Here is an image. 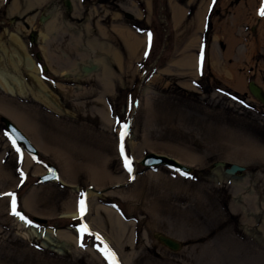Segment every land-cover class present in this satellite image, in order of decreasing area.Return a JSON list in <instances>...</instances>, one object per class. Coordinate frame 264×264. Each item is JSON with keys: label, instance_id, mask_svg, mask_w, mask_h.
I'll return each mask as SVG.
<instances>
[{"label": "rangeland", "instance_id": "obj_1", "mask_svg": "<svg viewBox=\"0 0 264 264\" xmlns=\"http://www.w3.org/2000/svg\"><path fill=\"white\" fill-rule=\"evenodd\" d=\"M69 1L68 8L63 0L41 5L37 0L20 16L9 13V4L0 5V43L4 29L21 26L18 35L28 50L41 51L39 31L53 12L79 30V41L97 38L118 56L113 59L101 48L93 54L101 66L78 80L53 74L44 57L46 83L61 109L0 89V264H112L101 251L104 244L117 264H264V104L248 90L253 79L264 90V16L259 14L264 0H218L210 13L211 43L201 73L199 54L197 68L193 60L202 49L212 0ZM43 13L50 16L40 22ZM26 16L32 19L28 25ZM58 30L48 31L46 38L50 65L59 72L91 53L62 54L61 43L64 47L75 33ZM127 31L140 37L133 53L123 41ZM52 43L60 47L51 52ZM188 56L192 65L184 67ZM102 64L110 72L108 83L98 76ZM10 111L32 125L36 136ZM2 116L20 128L38 157L11 143ZM120 143H126L123 153ZM147 152L172 157L192 170L147 169L139 163ZM216 161L245 169L226 175L215 168ZM48 162L59 179L41 183L38 175ZM61 162L65 172L69 162L68 174L62 173ZM91 162L106 171L100 183L88 176ZM13 200L33 226L51 229L59 241L63 233L76 236L75 244L66 249L44 244L17 221ZM76 200L78 217H60L74 209ZM107 206L121 224L108 220ZM33 216L45 218L46 225ZM82 226L89 232L79 241ZM155 233L178 240L181 247L168 249Z\"/></svg>", "mask_w": 264, "mask_h": 264}, {"label": "bare ground", "instance_id": "obj_2", "mask_svg": "<svg viewBox=\"0 0 264 264\" xmlns=\"http://www.w3.org/2000/svg\"><path fill=\"white\" fill-rule=\"evenodd\" d=\"M35 1H37V0H12L9 2L8 11H9V13H16L19 16L23 15V14H25V12L30 7H32V4ZM38 1H40L39 5H41V3L44 2L45 0H38ZM31 21H32V19L30 16H26L24 19V22L27 25L30 24ZM45 25H44V29H42V31L41 30L39 31V38L41 41H43V46L41 48L42 50L37 51V52L35 51V53H31L28 50L27 44H25V42L21 39V37H19L18 32L21 31V26H19L20 28L18 26H16L15 31H9L8 29L3 30V38L1 39V43H0L1 44L0 45V89L3 90L4 92L10 94L11 96H20V97L30 96L35 101L43 104L44 106H46L52 110L61 109L59 101L57 100L55 95H53L52 92L50 91V89L48 87L49 84L46 83L47 82L46 78H48V77H46V73H45V72H47V69H48L47 64H49V66L51 67V68L50 67L49 68L53 74H55L59 77H61V76H72L76 80H78L83 75L88 74L92 70H95L96 67L101 66L99 60L96 58V57H98L97 55L100 53L101 48H106L108 53H110L112 55L113 59H114V57L118 58V56L116 55V53H114L115 55H113L112 49L109 48V45H107L108 43L105 45L106 47H103L104 44L103 43L101 44V41H99L97 38L91 37V39L89 40V44H86L84 42V40L79 41L81 39L80 34H78L79 30L75 26H72L71 24H69L67 21H63V23L58 21L57 17L55 16V13H53V12H52V15L50 17L49 22H47ZM57 28L59 29L58 31H60L62 28H63V31H64V29L68 30L70 35L75 33L74 36L71 35L70 41L68 40L66 42L64 40V47H63V42L61 43L62 54L64 52V55H69L70 50H75V51L84 50L86 52L91 53L92 55L88 54V56L83 57L79 61H76L74 66L72 68H70L69 70L68 69L64 70L62 68L58 72L56 69H54L53 65L52 66L50 65L51 64V58L48 57V52L50 50L47 47L48 39L46 37L48 35L47 34L48 31H54ZM103 31H104V29L103 30L100 29L99 35L102 37H105L106 31H104V32ZM149 33H150V31L145 32V34L143 36L144 41H145V38H149ZM29 40L32 43L35 41V38L32 36V37H30ZM123 41L126 45V49L131 53L135 52L137 50L138 46L140 45V37L137 36L136 34H131L129 31L123 33ZM98 43H99V45H98ZM51 45H52V48H50V49H52L51 52L60 47L58 44H54V43H52ZM95 45L97 46V51H95L96 50ZM95 52H98L97 55H93ZM200 52H201V50L199 51V53L196 54V56L194 57V60H193L194 66H195V68H197V56L199 54V71H200ZM37 53H39L38 58L36 57ZM44 57L45 58L47 57V59H46L47 64L42 62V60L45 61ZM62 60H63V57H60V60L56 58L57 62L62 61ZM184 60L185 61L182 63V65H184V67L192 65V61H191L192 57L191 56H188ZM204 65H205V61L203 64V68H204ZM43 66L45 67L44 70L42 68ZM215 69L216 68H214V70ZM102 70L103 71H101L100 73L98 72V76L101 80H103V83H106V82L108 83L109 82L108 78H109V74H110L109 69L107 68V66L105 64H102ZM41 71L44 73L42 74ZM200 73H201V71H200ZM232 78H236V79H232L235 82L236 87L237 88L241 87L240 86V78L238 76H236V77L234 76ZM57 82H59V81L55 82L56 85L58 84ZM238 82H239V84H238ZM3 110L7 113L9 112V109L3 108ZM11 112L12 111H10V113ZM11 114H13V118H14V120L17 121L18 124L22 125V127L25 128L33 137L36 136L34 133L35 129L32 125L30 126V125H28L27 122H26L27 123L26 124L24 121H22V119H20L21 116H18V114L16 112L13 111ZM121 144L122 143H120V147H121ZM124 148H126V143H123V149ZM24 150H25V148H24ZM27 154H29L31 156L30 153L27 152ZM39 155L40 154L37 150V155L34 157L31 156V157L36 158ZM48 163H50V162H48ZM50 164H52V163H50ZM66 164H67V168L69 169V167H70L69 162ZM60 166H61V169L63 171L62 173L64 174L65 171L63 170V162H61ZM68 169L65 172L66 174H68L67 173ZM56 170H57V168H56ZM86 171L88 173L89 178L94 179V181L97 180L98 183H100L101 175L106 174V171L101 170L99 168V166H97L96 164H92V162L88 163V167H87ZM45 172H46V170H45ZM40 175H38V180H39ZM57 179H59L58 170H57V177L53 180H57ZM61 179H63L62 176H60V180ZM48 182H50V181H48ZM48 182H41V183H48ZM94 191H98V190L96 189ZM88 193H90V191H88ZM76 204H77V200L75 201L74 209L64 211L63 213L60 214V217H68V218L78 217ZM68 205L69 206L71 205L70 201L67 203L66 206H68ZM109 208L110 207H108V209H105L108 220L114 224H116V223L121 224V222L118 219V216H116L114 211H112ZM87 213H88V210H87ZM35 217L43 218L41 216H35ZM16 219L23 227H27L28 232L31 233L33 236L43 238L44 244L48 243V244H51L58 249H62V248L66 249L72 243V241L74 244L76 242V238H77L76 236L71 237L69 234H65V233L61 234L62 240H60V241L55 240L51 235V233H52L51 229L37 228L31 224H27L26 222H23L18 217H16ZM44 225H46V223Z\"/></svg>", "mask_w": 264, "mask_h": 264}, {"label": "water", "instance_id": "obj_3", "mask_svg": "<svg viewBox=\"0 0 264 264\" xmlns=\"http://www.w3.org/2000/svg\"><path fill=\"white\" fill-rule=\"evenodd\" d=\"M66 6L69 8L70 7V1L65 0ZM49 14H46L45 19H42V22H45V20L49 17ZM35 38V33L32 35ZM31 36V37H32ZM36 57H39V53L36 54ZM43 70L45 67H42ZM248 90L250 94L257 99L259 102L264 104V90L263 88L258 85L254 80H249L248 81ZM1 121L4 123L8 133L20 144L23 145L25 150L31 154V156H36L37 155V150L36 148L31 144L27 136L7 117L2 116ZM140 165L144 166L145 168H153L155 166H166L170 168H176L180 170L181 172H189L192 169L187 166L182 164L181 162L177 161L176 159L161 155V154H156L154 152H147L144 157L139 161ZM214 166L216 169H219L223 171L226 175H234L236 172L243 171L245 168L242 165L232 163L229 166H226V163L224 161H216L214 163ZM57 177V170L54 165L48 163L47 165V171L46 173L42 174L39 176V180L41 182H48ZM101 193V191H99ZM32 219L36 222L39 223H46V219L44 218H39L33 216ZM154 237L157 239L158 242H160L162 245L167 247L170 250L176 251L181 247V243L164 234L160 233H155Z\"/></svg>", "mask_w": 264, "mask_h": 264}, {"label": "trees", "instance_id": "obj_4", "mask_svg": "<svg viewBox=\"0 0 264 264\" xmlns=\"http://www.w3.org/2000/svg\"><path fill=\"white\" fill-rule=\"evenodd\" d=\"M217 2H218V0H215V2H213V0H212V4H211L210 10H209V14L207 16V21H206V25H205V31H204V35H203V44H202V49H201V52H200V71L201 72L204 69L203 68V64H204V61H205V53H204V51L207 52V48H208L209 42H210V35H211L210 13L213 10V8H214V6H215V4ZM150 47H151V39L149 38V44H148V48L147 49L149 50ZM215 83L218 84L219 82L215 81ZM226 90L229 93H231L233 95H236V93L235 92H232L229 88L226 89ZM23 179H24V177H23ZM18 212H19V214L21 216L25 217L26 219H29V217L23 211L19 210ZM88 232H89V229H88L87 232H84V233H88ZM84 233L81 234V230H80V232H79V239H80V241H81V235L83 236ZM104 247H105V244H104ZM104 247H103V249H104Z\"/></svg>", "mask_w": 264, "mask_h": 264}, {"label": "snow or ice", "instance_id": "obj_5", "mask_svg": "<svg viewBox=\"0 0 264 264\" xmlns=\"http://www.w3.org/2000/svg\"><path fill=\"white\" fill-rule=\"evenodd\" d=\"M213 2H215V0H213ZM259 14L261 16H264V5H262ZM149 38L151 39V33H149ZM125 129L127 128V125L124 126ZM125 132H121V139H123V136L125 135ZM5 135H8V133H5ZM11 143L15 144V140H11ZM121 152L123 153V144H121ZM125 163H126V167H129L130 169V165H131V161L128 158H125ZM85 211V203L83 200L80 201V212L83 215ZM13 214H18L15 212V200H13ZM21 219H26L25 217L21 216ZM27 223H31V221H27ZM87 226H82L81 227V234H83L84 232H87ZM83 236L81 235V241H82ZM81 246L83 247V243H81ZM103 254L105 255L106 258H108L112 264H117V262L115 261V254L111 252L110 249L107 248V246L105 245L104 249H102Z\"/></svg>", "mask_w": 264, "mask_h": 264}, {"label": "flooded vegetation", "instance_id": "obj_6", "mask_svg": "<svg viewBox=\"0 0 264 264\" xmlns=\"http://www.w3.org/2000/svg\"><path fill=\"white\" fill-rule=\"evenodd\" d=\"M9 2H10V0H1V2H0V5H2L3 7H6L8 4H9ZM63 2H64V6L66 7V2H65V0H63ZM43 3V2H42ZM47 3H49V2H47ZM44 6H49V4H45ZM46 14L47 13H43V14H40L39 16H38V20L41 22L42 21V19L44 20L45 19V17H46ZM37 18V17H36Z\"/></svg>", "mask_w": 264, "mask_h": 264}]
</instances>
